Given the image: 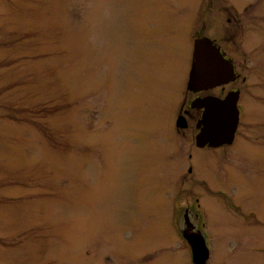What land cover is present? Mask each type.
<instances>
[{
    "label": "rangeland",
    "instance_id": "374dc122",
    "mask_svg": "<svg viewBox=\"0 0 264 264\" xmlns=\"http://www.w3.org/2000/svg\"><path fill=\"white\" fill-rule=\"evenodd\" d=\"M226 1L256 96L198 148L176 116L193 39L234 47L224 0H0V264H195L187 207L206 264H264V0Z\"/></svg>",
    "mask_w": 264,
    "mask_h": 264
},
{
    "label": "water",
    "instance_id": "95a60500",
    "mask_svg": "<svg viewBox=\"0 0 264 264\" xmlns=\"http://www.w3.org/2000/svg\"><path fill=\"white\" fill-rule=\"evenodd\" d=\"M234 77V66L221 53L220 48L207 37L195 40L193 63L188 85L194 90H203L228 82ZM193 106L204 108L202 128L196 143L203 147H218L232 144L239 123L237 98L230 92L225 98L208 96L195 100ZM184 117H179L177 125L185 126ZM185 238L192 249L193 262L206 264L210 250L202 234H187Z\"/></svg>",
    "mask_w": 264,
    "mask_h": 264
},
{
    "label": "flooded vegetation",
    "instance_id": "af4514ba",
    "mask_svg": "<svg viewBox=\"0 0 264 264\" xmlns=\"http://www.w3.org/2000/svg\"><path fill=\"white\" fill-rule=\"evenodd\" d=\"M224 2L226 4H222L221 8H218V12L221 15L222 13L224 14L225 17V22L228 25H232V27L235 28V31L233 32V34H231L234 38H233V42H234V47H229V49L231 50V52L229 51V49H227L217 38V36H211L213 34H198V37H196L194 40L200 37H207L209 39L212 40L213 43H215L219 48L220 51L222 53V55L230 61V63L234 66V77L233 79L229 80L226 83L214 86V87H209L207 89H203V90H194L192 87H190L188 85V81H187V91L190 92V94L192 95V97L190 98L189 102H188V107L186 108L185 106L180 109V112L177 114L176 116V126L180 129L181 126L177 125V121L179 119V117H184V121H185V126L183 128H187L189 126L188 120H192L196 118L197 121V126L199 127V130H201L202 128V123H201V118H202V114L204 111V108H199L196 106H193V102L199 98H203V97H208V96H216L219 98H225L230 92L234 93V95L237 98V106H238V110H239V123L237 126V130H236V134H235V139H236V135L237 132L239 130V126L241 125V121L243 122L244 118H246L247 116H249V112H248V100L246 98H251V97H255V93H256V86H252L246 82L249 81V74L247 73H239V71L237 70L236 67V63L234 62V58L232 56V54H237V55H244L243 57L245 58L244 61L248 60L246 59L247 57V51L242 48V44L243 41L247 38H249V36H247L245 30H242L241 27V19L239 18L238 14H239V10L237 8H235L234 6H231L230 4L227 3L226 0H224ZM211 3L208 1V3L206 5L202 6V12H204L205 17H204V24L205 27L209 26L211 23H215V20H211ZM203 30V29H202ZM228 42V41H227ZM194 50V48H193ZM232 53V54H231ZM192 63H193V52H192V59H191V65H190V70L192 67ZM190 70H189V74H190ZM189 79V78H188ZM232 87L228 88V86ZM218 89L219 92H215ZM197 115H199L197 117ZM235 139L233 141V143L235 142ZM232 143V144H233ZM232 144H227V145H232ZM196 146L198 148H213V146L210 145H206L203 147H200L197 145ZM219 147V146H218ZM191 159H194V156L192 153L189 154ZM190 170H192V167H190ZM198 200V198H197ZM198 205L200 203H197ZM195 215V214H194ZM193 215L192 218V213H191V208L187 207L185 209L184 212V216H185V223L182 224V227L180 228V233L181 235H187V232H190V230L192 232L194 231H198L203 235V229L201 226L203 225L202 219H204V215L201 213L200 209L199 212H197V220L199 218L198 223L196 224V219ZM189 218H191L189 220ZM202 222V224L200 223ZM189 229V230H188Z\"/></svg>",
    "mask_w": 264,
    "mask_h": 264
}]
</instances>
